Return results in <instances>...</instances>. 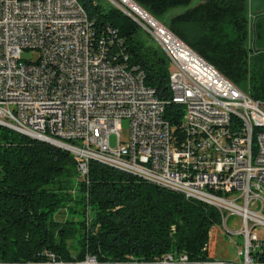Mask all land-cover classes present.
Here are the masks:
<instances>
[{"label": "built area", "instance_id": "2783aa9c", "mask_svg": "<svg viewBox=\"0 0 264 264\" xmlns=\"http://www.w3.org/2000/svg\"><path fill=\"white\" fill-rule=\"evenodd\" d=\"M155 23L142 29L168 60L169 101L192 98L177 126L142 72L121 77L127 68L112 53L122 45L116 32L106 27L95 36L76 0H0V127L67 150L82 182L93 161L214 207L226 233L242 238L238 262L174 252L66 263L45 253L44 264H264V238L255 233L264 227V103ZM232 216L238 230L227 224Z\"/></svg>", "mask_w": 264, "mask_h": 264}, {"label": "trees", "instance_id": "16d2710c", "mask_svg": "<svg viewBox=\"0 0 264 264\" xmlns=\"http://www.w3.org/2000/svg\"><path fill=\"white\" fill-rule=\"evenodd\" d=\"M76 1L95 36L106 27L116 32L122 45L116 42L112 53L118 63L144 74L145 85L169 102L165 117L179 125L182 109L169 101L168 60L132 18L141 20L122 5L124 11L102 0ZM132 1L240 91L264 103V5L251 22L247 0H204L171 18L166 13L191 0ZM220 224L214 207L97 162H90L88 183L82 182L67 150L0 127L1 262L44 264L45 253L66 263H80L86 255L111 261L174 252L206 260L210 231Z\"/></svg>", "mask_w": 264, "mask_h": 264}, {"label": "rangeland", "instance_id": "374dc122", "mask_svg": "<svg viewBox=\"0 0 264 264\" xmlns=\"http://www.w3.org/2000/svg\"><path fill=\"white\" fill-rule=\"evenodd\" d=\"M102 1L112 4L110 2V0H102ZM111 1H113L115 4L121 5L116 0H111ZM247 1H248L249 18H250L251 22H253L254 21L253 16L256 15L258 10H260L264 4L261 0H247ZM202 2H204V0H191V2L186 6H181V7H177V8L172 9L171 11L166 13L165 17L171 18L175 15L181 14V13L185 12L186 10L199 5ZM143 37H144V41L147 44L152 45L153 47L156 48L157 45L154 42L147 39V37H145V36H143ZM261 47L264 48V44ZM24 58L34 60L35 55L31 54V53H26V54H24ZM121 131H122L120 134L121 141L126 142L127 138H128V121L127 120L122 121ZM109 142H110L111 148L115 147L116 138L114 135L110 136ZM64 216L65 215H63V218L57 217L56 219H64ZM237 221H238V218L234 217V216H232L228 219L227 224L230 225L231 230H238L240 228L239 223L236 224ZM255 233L257 234V236L259 238H261V237L264 238V227H260V226L257 227L255 230ZM230 239H232L233 242ZM74 245L75 244L73 241H70L68 243V246L70 247V251H71V254L73 257H75V255L77 253L76 250L74 249ZM241 245H242V238L240 236H237V235H229L228 233H226V231L224 230V228L221 224L218 226H214L210 231L208 253H209L211 258L224 259V260H228V261H235L236 260V254H235L236 247H241ZM236 261L238 262V260H236Z\"/></svg>", "mask_w": 264, "mask_h": 264}, {"label": "bare ground", "instance_id": "6f19581e", "mask_svg": "<svg viewBox=\"0 0 264 264\" xmlns=\"http://www.w3.org/2000/svg\"><path fill=\"white\" fill-rule=\"evenodd\" d=\"M116 1H118L122 6L127 8L129 7L134 8L135 6L133 2H131L130 0H116ZM116 5L119 6L118 4ZM135 9L139 10L137 14L144 22L149 23L151 25L154 23L153 26L156 25L155 20L151 19L147 13L143 12V10L140 9V7L135 6ZM121 77H128V70H121ZM172 104L180 107L181 105H192V98H172Z\"/></svg>", "mask_w": 264, "mask_h": 264}, {"label": "water", "instance_id": "95a60500", "mask_svg": "<svg viewBox=\"0 0 264 264\" xmlns=\"http://www.w3.org/2000/svg\"><path fill=\"white\" fill-rule=\"evenodd\" d=\"M130 1L133 2L132 0H130ZM110 2H111L113 5H115L116 7H118L119 9H121L122 11H124L120 6H117V5H116L115 3H113L111 0H110ZM133 4H134L135 6H137V7H139L136 3L133 2ZM135 6H134V8H133V7H132V8L129 7L128 9H129L131 12H133V13H134V14H135V15H136V16L142 21V22H141V21L138 22L135 18H132V19H133L135 22H137V23L140 25V27L142 28V26H144V23H145V22H144V21L138 16L137 13H138L139 10H136V9H135ZM140 9L143 10L141 7H140ZM143 12L147 13V12L144 11V10H143ZM125 13H126L127 16H129V14H128L127 12H125ZM147 14H148V13H147ZM148 15H149V14H148ZM129 17H130V16H129ZM149 17H150L151 19L155 20L152 16L149 15ZM130 18H131V17H130ZM34 140H38V141H42V142H44V143L51 144L49 141H46V140H39V139H37V138H35ZM51 145H53V144H51ZM54 146H56V145H54ZM57 147H58V146H57Z\"/></svg>", "mask_w": 264, "mask_h": 264}, {"label": "crops", "instance_id": "0c3cea01", "mask_svg": "<svg viewBox=\"0 0 264 264\" xmlns=\"http://www.w3.org/2000/svg\"><path fill=\"white\" fill-rule=\"evenodd\" d=\"M207 251H208V248H207ZM208 256L210 257L209 253H208Z\"/></svg>", "mask_w": 264, "mask_h": 264}]
</instances>
